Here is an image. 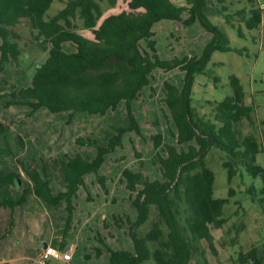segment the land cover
Masks as SVG:
<instances>
[{
	"label": "trees",
	"instance_id": "16d2710c",
	"mask_svg": "<svg viewBox=\"0 0 264 264\" xmlns=\"http://www.w3.org/2000/svg\"><path fill=\"white\" fill-rule=\"evenodd\" d=\"M53 1L0 0V72L5 64L17 62L20 65V35L15 27L22 20L28 22L32 37L39 44L45 43L41 45L44 56L33 64L27 84L18 87L11 84L12 92L0 93L1 98L9 97L3 106L26 104L30 112L45 108L51 113L65 115V123H69L76 113L103 116L123 103L127 125L118 126L104 144H99L90 160L80 154L65 155L62 159L51 157L52 168H61L66 187L57 194L51 192L48 180L37 169L27 170L24 163L17 160L30 179L31 187L22 189L23 195L17 201L0 200V207L21 204L28 192L50 204L64 201L67 216L63 234L66 235L72 220L73 199L79 188L85 186V174H95L103 186L104 177L98 175V170L104 156L122 146L124 133L140 132L132 101L149 85L155 69L163 72L178 69L183 72L182 86L178 88L164 80L161 98L174 125L169 134L175 143L163 142L160 132L150 135L154 147L150 161L158 167L159 177L151 179L140 168L121 171V181L136 217L116 215L112 216V223L120 228L126 224L132 250L106 246L105 252L108 264H144L147 261L190 264L193 252L199 250L197 244L202 242L216 253L210 228L223 226L227 198L213 196L214 174L205 162V155L212 147L226 154L228 159L222 162V167L226 169L227 182L236 173L234 161L240 160L246 173L253 178L260 177L263 196L259 201L264 202V167L256 161L257 154L264 153V143L260 144L252 134L242 135L238 129L241 118L250 119L252 107L244 103L243 88L235 75L229 76L232 94L216 103L211 119L199 116L191 105L194 77L197 74L210 76L207 66L212 53L234 50L226 33L211 22L204 7L211 4L230 27H235L236 21L237 34L243 36V28L259 29L263 13L260 4L257 0H179L180 3L127 0L126 9L98 22L101 6L96 0H66L61 9L45 17ZM234 3L241 4L235 7ZM75 18L81 20L90 38L77 32ZM164 19L183 26L198 22L210 33L211 38L201 54L161 58L153 26ZM22 71L26 72L23 68ZM212 78L214 82L219 81L218 76ZM18 140L23 147L21 139ZM75 142L84 144L81 137ZM136 156L142 167L139 154ZM16 175L10 172L1 181L12 183ZM249 191L254 192L253 186ZM151 206L156 208L164 227L155 221L140 235L136 229L149 219ZM250 257L255 260L254 248L245 255L240 252L238 260L244 264Z\"/></svg>",
	"mask_w": 264,
	"mask_h": 264
},
{
	"label": "rangeland",
	"instance_id": "374dc122",
	"mask_svg": "<svg viewBox=\"0 0 264 264\" xmlns=\"http://www.w3.org/2000/svg\"><path fill=\"white\" fill-rule=\"evenodd\" d=\"M96 1L101 6L98 22L109 14L126 9L127 0ZM258 1L264 6V0ZM65 2L66 0L53 1L45 17L56 13ZM174 2L180 3L178 0ZM240 4L234 3L233 6L237 7ZM214 9L211 4L204 7L211 22L226 33L229 44L234 50L212 53L207 66V70L211 72L210 76L197 74L194 77L191 105L199 116L211 119L216 103L232 94L229 76L235 75L243 88L244 103L252 107L250 119L241 118L238 129L242 135L252 134L260 144H263L264 26L253 30L243 28V36H239L236 31V21L235 27H230L218 15L214 17ZM262 16L264 19V10ZM235 18L238 21L239 18ZM73 22L77 25L78 33L90 38L89 31L83 28L80 19L75 18ZM153 29L158 55L164 59L200 55L204 45L211 38V34L205 32L198 22L183 26L179 22L164 19L155 23ZM15 31L20 35L18 40L21 49L20 65L17 62L4 65L0 72V93L12 92L14 89L11 84L17 87L26 85L33 64L44 56L41 45L45 43L41 41L39 44L32 37L26 20H22L15 27ZM152 75L149 85L144 87L140 97L131 103L140 125V132L124 133L122 146L104 156V161L98 170V175L104 177L103 186L98 182L95 174H85V186L80 187V192L73 201L72 225L83 237L79 242L78 251H74V264H108L106 246L132 250L130 239L126 234V224L124 223L120 228L112 223V216L128 215L131 219L136 217V211L127 198L128 191L121 181V171L124 168L133 171L140 168L142 173L151 179L159 177L158 167L152 165L150 161L154 153L150 135L160 132L163 135V142L175 143V139L169 134V130H174V125L161 98L164 80L180 88L183 79V72L178 69L166 72L155 69ZM213 76H218L219 81L214 82ZM8 99L9 97H0V149L20 156L21 161L27 165H31L33 159L36 160L40 170L43 165L50 167L51 162L45 161L44 151L40 152L37 147L52 151L60 157H64V152L68 155L78 151L84 159L90 160L94 157L99 144H104L118 126L127 125L123 103L103 116L76 113L71 119L72 126H69L62 121L65 115L51 113L45 108L33 112H30V106L26 104H14L5 108L3 105ZM77 137L83 138L84 144L76 143ZM18 138L23 142L25 150L22 149ZM22 152L25 153L20 154ZM136 153L142 160V167ZM204 159L214 174L213 196L227 198L223 209L225 222L221 228H210L216 253L212 252L206 243H199L197 244L199 250L193 252L190 264H241L238 260L239 253L245 255L253 248L257 262L250 257L244 264H264V202L259 201L263 196L260 193L263 185L260 177H251L245 172L242 162L235 160L233 164L236 173L230 182H227L226 169L222 167V162L228 159L226 154L212 147L207 151ZM256 159L257 163L264 167V153L257 154ZM251 186L254 188L253 193L249 191ZM155 221L160 222L164 227L156 208L151 206L149 219L138 227L136 232L140 235L144 234ZM86 236L89 239H86ZM98 249L100 253H97ZM53 263L66 264L61 261H53ZM15 264H24V262L19 261ZM144 264L154 263L147 261Z\"/></svg>",
	"mask_w": 264,
	"mask_h": 264
},
{
	"label": "crops",
	"instance_id": "0c3cea01",
	"mask_svg": "<svg viewBox=\"0 0 264 264\" xmlns=\"http://www.w3.org/2000/svg\"><path fill=\"white\" fill-rule=\"evenodd\" d=\"M257 2L262 5L261 8L264 10L263 3L258 0ZM210 13L213 14L212 12ZM214 13V17L215 15L216 17H221L216 11ZM260 26L261 28L264 26L263 16ZM73 117L74 115L69 119V126H72L71 122L73 121L71 119ZM65 120L66 117L64 118L63 116L62 121L65 122ZM22 149L25 150V147ZM37 149L42 153L44 151L46 156L45 161L47 163L48 161L50 162L51 157L64 158L56 155L52 151H46L42 147H37ZM24 153L22 152L20 154ZM64 153L63 155L65 156ZM80 153L73 151L68 156H74ZM17 160H21L20 156L0 149V200L17 201L23 195L22 189L31 187L32 183L30 179ZM31 162V165L24 163V168L27 170L36 168L48 180L50 190L53 194L65 190V182L60 167L51 168L50 163V167L43 165L42 170H40L37 167L36 160L33 159ZM10 172L17 173L13 182L2 183L1 178ZM78 192H80V188ZM72 213L74 214V209ZM66 216L67 212L64 201H60L58 204H50L32 192H28L25 195L24 201L19 205H15L14 207H0V264H15L19 261H23L24 264H33L36 255L45 245L62 247L63 249L70 247L71 259L66 264H74V251H78L79 242L83 240V237L81 233L76 231L77 228L72 225L74 217H72L70 229L66 235L63 234ZM86 239H89V237L86 236ZM93 246L97 247V245ZM51 263L54 264L53 262Z\"/></svg>",
	"mask_w": 264,
	"mask_h": 264
},
{
	"label": "built area",
	"instance_id": "2783aa9c",
	"mask_svg": "<svg viewBox=\"0 0 264 264\" xmlns=\"http://www.w3.org/2000/svg\"><path fill=\"white\" fill-rule=\"evenodd\" d=\"M70 259V247L63 249L52 245H45L36 255L35 259L33 260V264H49L53 261H61L67 263Z\"/></svg>",
	"mask_w": 264,
	"mask_h": 264
}]
</instances>
